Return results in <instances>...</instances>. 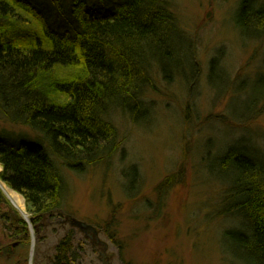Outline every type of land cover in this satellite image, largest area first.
Listing matches in <instances>:
<instances>
[{"label":"trees","instance_id":"1","mask_svg":"<svg viewBox=\"0 0 264 264\" xmlns=\"http://www.w3.org/2000/svg\"><path fill=\"white\" fill-rule=\"evenodd\" d=\"M45 1L56 23L69 32L55 29L29 0H0V89L16 92L10 106L20 117L12 118L9 107L2 113L42 140L13 147L0 139V180L22 196L34 229L61 207V168L81 167L68 155L93 166L121 149L114 117L132 127L157 123L159 111L174 99L186 102L182 121L187 122L202 80L206 94L230 95L227 107L234 122L251 124L264 114V0H239L230 17L232 32L250 53L241 68L256 64L253 77L239 78L238 84L228 81L229 57L223 48L202 67L200 43H191L173 10L175 0ZM234 133L215 141L214 154L206 149L198 161L203 166L211 162L203 172L227 187L223 211L239 219V227L226 232L225 248L239 264H264V157L251 144L259 140L255 134L250 139L243 130ZM233 144H243L245 156L252 158L229 159L222 149ZM101 147L106 153H99ZM174 181L169 175L155 186L158 203ZM75 238L73 229L65 233L51 264H81L84 247ZM107 238L117 244L114 233Z\"/></svg>","mask_w":264,"mask_h":264},{"label":"rangeland","instance_id":"2","mask_svg":"<svg viewBox=\"0 0 264 264\" xmlns=\"http://www.w3.org/2000/svg\"><path fill=\"white\" fill-rule=\"evenodd\" d=\"M29 1L45 12L55 29L69 32L56 23L55 11L45 0ZM238 1L175 0L173 8L191 43H200L202 67L206 68L216 50L223 48L229 57L228 81L237 80L236 84L239 78L253 77L256 65L241 68L250 53L240 46L230 28ZM200 85L202 90L190 103L189 121H182L186 102L173 99L163 106L167 112L159 111L158 122L153 125L132 127L122 117H114L123 145L109 160L86 166L79 157L68 155L74 166L81 167L61 168V207L42 220L39 230L32 224L28 227L22 212L0 189V264H51L55 246L71 229L76 233V243L84 247L81 264H239L224 245L226 232L239 227L237 215L223 211L226 206L222 198H229L227 187L204 174L211 162L204 163V167L198 157L206 149L213 155L214 145L219 144L215 141H221L230 130H234V137L242 130L250 139L255 134L259 140H251V144L264 157V114L251 124L240 125L229 115L230 95L221 91L219 96L206 94L203 80ZM172 88L176 91L178 86L173 84ZM16 98L15 91L0 89V139L13 147L23 142L40 144L39 134L3 115L2 109L9 107L12 118L20 117L10 106ZM106 151L101 147L99 153ZM169 175L174 176V185L158 203L154 188ZM22 203L24 214L30 218ZM72 218L92 226L95 233H82L72 227ZM10 227L15 235L8 232ZM108 233H114L117 244L107 238ZM15 243L18 245L13 246ZM4 257L10 258L9 263Z\"/></svg>","mask_w":264,"mask_h":264},{"label":"bare ground","instance_id":"3","mask_svg":"<svg viewBox=\"0 0 264 264\" xmlns=\"http://www.w3.org/2000/svg\"><path fill=\"white\" fill-rule=\"evenodd\" d=\"M153 125V122L149 121V123L144 122L142 123V125H140L141 128H143L144 126H149V125ZM210 147H213V145H211ZM243 144H233L231 146H226L224 147L223 153L228 155L227 157L229 159H233L236 160L238 158H245V159H251L252 157L250 156H245L243 149H242ZM221 150H219L220 152ZM211 166V165H210ZM211 168V167H210ZM0 187L2 189V191L4 192V194L6 195V197L10 200V202L18 209L22 212V215L24 214L23 212V200L22 197L20 195H18L16 192L10 190L3 182H0ZM263 197H264V192H263ZM231 202H233L234 204L237 203L236 200L233 199H229Z\"/></svg>","mask_w":264,"mask_h":264},{"label":"water","instance_id":"4","mask_svg":"<svg viewBox=\"0 0 264 264\" xmlns=\"http://www.w3.org/2000/svg\"><path fill=\"white\" fill-rule=\"evenodd\" d=\"M0 189H1V187H0ZM1 190H2V189H1ZM10 190H11V189H10ZM22 200H23V202H24V199H23V198H22ZM22 216H23L24 221H25L28 225H30L31 218L28 219L26 214H23ZM69 223H70V225H71L72 227L78 229V230H79L80 232H82V233H87V232L95 233V229H94L92 226H90V225H88V224H86V223H84V222H81V221H78V220L72 218V219L69 220ZM30 255H31V254H30Z\"/></svg>","mask_w":264,"mask_h":264},{"label":"flooded vegetation","instance_id":"5","mask_svg":"<svg viewBox=\"0 0 264 264\" xmlns=\"http://www.w3.org/2000/svg\"><path fill=\"white\" fill-rule=\"evenodd\" d=\"M15 221H17V218L15 219ZM12 229H13V227H10V229H9V231L8 232H10V233H12L11 231H12ZM17 229H18V226H17ZM15 232H16V229H15ZM9 233V234H10ZM11 235H15L14 233H12ZM18 245V243H15V244H13V246H17Z\"/></svg>","mask_w":264,"mask_h":264}]
</instances>
